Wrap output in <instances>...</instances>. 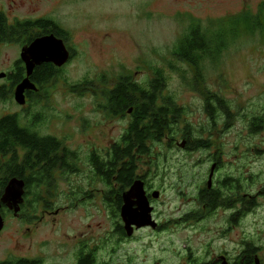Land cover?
Wrapping results in <instances>:
<instances>
[{
    "label": "rangeland",
    "instance_id": "374dc122",
    "mask_svg": "<svg viewBox=\"0 0 264 264\" xmlns=\"http://www.w3.org/2000/svg\"><path fill=\"white\" fill-rule=\"evenodd\" d=\"M262 4L264 0H0V12L11 17L26 13V18L48 15L72 34L75 60L63 69L33 111L43 113L44 124L62 129V136L75 141L85 161L89 146L112 145L129 123V119L107 120L98 110L104 101L95 96L112 87L120 76H129L147 89L156 71L163 74V95L183 111L181 122L176 128L173 125L168 139L151 146L152 156L140 165L149 187L160 192L152 207L154 218L165 225L186 210V199L195 193L190 172L203 173L206 167L190 169L189 155L181 147L185 127L190 125L195 137L211 145L208 152L194 153L193 161L221 156V176L238 168V172H246L242 166L250 168L252 162L261 163L264 169V123L259 132L252 131V123L264 119V32L240 29L220 57L203 62L199 72L174 56L193 22L203 29H217L228 17L257 15ZM16 54L15 47L1 46L0 72L12 70ZM215 95L230 115L222 112L216 133L204 112V100ZM0 111L17 112L19 107L7 102L0 105ZM259 150L263 153L258 158ZM69 184L63 183L61 194L52 197V202L55 209L74 203L73 209L35 224L10 219L0 239V252L42 259L43 264H72L77 244L85 241L97 249L103 246L97 255L100 264H129L130 258L133 264H178L181 259L177 255H183L185 247L192 249L194 257L200 258L205 251H227L235 259L248 243L260 248L259 258L264 260V201L255 221L228 235L225 227L171 226L162 233L144 229L132 242L120 244L113 235L117 213L112 210L109 219L107 212H102V202L83 200L87 203L81 205V196L71 194L76 188L86 191L87 171ZM95 189L102 190L101 186ZM75 196L76 202L72 201Z\"/></svg>",
    "mask_w": 264,
    "mask_h": 264
},
{
    "label": "flooded vegetation",
    "instance_id": "af4514ba",
    "mask_svg": "<svg viewBox=\"0 0 264 264\" xmlns=\"http://www.w3.org/2000/svg\"><path fill=\"white\" fill-rule=\"evenodd\" d=\"M0 20L3 27V32L0 33V51L1 46L11 45L16 48L17 52L16 59L11 65L12 70L0 72V75H4V77L0 78V105L7 102L18 105L15 101V90L26 79V55L23 58L22 53L27 48H30L34 42L53 37L55 40L62 42L69 55L68 62L62 67H57L53 63H42L35 66L30 81L36 90H27L25 92V105H18L19 111L17 112L0 111V123L7 118L15 119L18 121V124H16L17 128L24 131L28 137L35 138L38 141L50 140L55 144V148L50 151L48 156L41 157L38 151L23 146L12 137H7L0 128V202L12 180H18L24 184V202L20 206L19 214L15 215V212L7 205L1 204L0 206V218H2L4 224L0 232V239L3 233H5L10 219L35 224L46 216L59 217L67 209H73L76 206L74 203L67 208L60 207L55 209L56 204L52 202V197L61 194L62 185L65 181L69 184V181L77 179L79 174H83L84 170L87 171L89 186L86 188V191L81 187L78 189V192L76 188L71 191V194H79L81 196V205H85L87 201L95 202L98 200L102 202L104 206L102 212H107L106 215L109 219L110 217L112 218V210L114 213H117L115 214L117 223L115 224L113 235L119 238L118 243L120 244L132 242L136 235L144 229L150 230L153 233H162V231L171 226L181 228H188L190 226L201 228L209 226L225 227L227 228L225 235H228L229 232L236 230L256 216V212L261 207V202L264 201V169L261 167V163H251L253 166H257L259 163L258 166L260 167L257 171L252 170L253 166L249 168L247 165H243L242 169H245L246 172H238V168V171L221 176L223 170L221 156L209 155L206 160L199 159L193 161L194 153L199 151L208 152L211 145L210 141L207 142L205 139L195 137L189 125L187 128L185 127L182 149L189 155L188 160L191 170L195 171L200 166L206 165L205 171L197 174L190 172L195 193L192 195V198L186 199L185 206L187 208L183 213L179 214L177 219L168 220L165 225H162L161 222L154 218L155 209L152 207L153 201L159 199L160 192L149 187L148 181L141 171V155H138L135 170L130 180H124L123 178V180H120L121 182L117 181L119 172L111 178V161L115 159L117 150H125V137L135 121L133 117L136 106L119 107L118 102H121L125 97L120 96L117 100L113 99V90L122 76L119 77L120 79H117L112 87H107V90L101 91L95 97L98 100L104 101L103 104H98V110L104 114L107 120L129 119L127 129L110 146H105L102 143L98 147L92 145L90 148L89 146L87 160L85 161L81 156V150L78 145H74L75 141L62 136V129L52 128V125L44 124L46 120L42 115L43 113L33 111L34 107H37L36 105L39 104V100L43 98V95L48 94L49 86L58 80L63 69L75 60L76 51L73 47L72 34L58 20L52 19L48 15L26 18V13L24 17H11L10 14L5 15L3 12H0ZM27 56L32 62L33 56ZM43 67L50 68L53 71L52 78L48 81L35 80L36 72ZM131 79L133 80V78ZM133 83L142 87V85L134 80ZM147 89H149V86ZM127 95L132 97L135 100L134 103L140 108L143 105H147L146 102L142 101L144 92H128ZM145 95H148V92ZM222 103V99L217 95L208 97L206 101L204 100V112L213 121L214 133L217 132V122L222 117ZM160 105L161 103L156 101L155 107L159 108ZM168 117L169 122L172 124L170 128L172 130L173 118L171 114ZM137 120L141 128L140 118ZM262 123H264V119H256L252 123V131L259 132L262 128ZM212 133L210 134L213 135ZM166 139H168V133L164 136L161 143ZM85 143L89 144L88 141ZM148 146L151 148L150 144ZM2 147H5L4 151L1 150ZM140 150L141 146L138 144L134 153L137 154ZM150 153L151 150L147 154L148 158L152 156ZM256 153L259 158V155L263 151L259 150ZM136 182L143 184L145 196L153 211L151 212V218L156 225L141 229H137L135 225H132L131 235H128L121 211L125 205V194L131 190ZM97 186H101L102 190L95 189ZM174 190L177 191L178 188L174 187ZM155 195H157V198H155ZM180 195L184 196L181 193ZM83 200L87 201L82 202ZM72 201H77L76 196ZM130 202L132 210L137 211V200L133 199ZM180 210L177 212H180ZM39 214L40 217L38 216ZM253 221L255 220L253 219ZM219 233L217 231V234ZM215 237L217 238L218 236ZM244 245L246 249L239 258L236 257L235 259L230 258L227 255V251L225 254H223L224 252L213 254L205 251L204 254L200 255V259L198 256H193V251L190 247H185L183 255L182 253L177 255L181 259V262L178 264H264V260L259 258L258 252H260V248H255L252 244L248 243H244ZM101 247L103 248V246ZM101 247L97 249L85 241H80L77 244L72 264H81L86 260L89 264H100L97 255L102 250ZM130 259L133 260L132 258ZM130 259L129 264H133ZM0 264H43V262L42 259L15 257L13 251H8L5 253L0 252Z\"/></svg>",
    "mask_w": 264,
    "mask_h": 264
},
{
    "label": "trees",
    "instance_id": "16d2710c",
    "mask_svg": "<svg viewBox=\"0 0 264 264\" xmlns=\"http://www.w3.org/2000/svg\"><path fill=\"white\" fill-rule=\"evenodd\" d=\"M2 28L0 20V33L3 32ZM217 29H203L200 24L193 22L189 28V32L180 40L175 49L174 56L176 59L189 64L199 72L203 62L208 60L213 61L220 57L228 46V41L237 38L240 29L251 33L257 31L264 32V4L259 7L257 15L253 16L249 13H242L228 17L220 21ZM53 74L50 68L43 67L36 72L35 80L48 81L52 78ZM164 88L165 78L160 71H156L153 80L149 83V89L134 84L131 77L126 76L121 77L116 88L113 90L114 100H117L120 96L125 97L121 102H118L119 107H136L133 117L135 121L125 137V150H117L115 159L111 161V178L119 172L117 181L121 182L120 180H123V178L124 180H130L135 170L138 155L142 156L143 162L151 150L148 144L152 146L156 143H161L164 136L171 130L172 124L169 122L168 116L172 115L175 128L181 122L183 111L174 104L173 99L164 97ZM140 91L144 92L142 101L147 103V105H143L141 108L134 103L135 100L132 97L127 95L128 92L137 93ZM147 92L148 95H145ZM156 101L161 103L159 108L155 107ZM222 108L224 114L228 115V109L224 103H222ZM139 118L142 124L141 128L139 127L140 123H137V119ZM16 124H18L17 120L7 118L0 123V128L7 137H12L23 146L38 151L41 157L48 156L50 151L55 148L54 142L50 140L38 141L35 138L28 137L24 131L17 128ZM138 144L141 146V150L135 154L134 151ZM1 150L4 151L5 147H2ZM81 264L89 263L86 260Z\"/></svg>",
    "mask_w": 264,
    "mask_h": 264
},
{
    "label": "water",
    "instance_id": "95a60500",
    "mask_svg": "<svg viewBox=\"0 0 264 264\" xmlns=\"http://www.w3.org/2000/svg\"><path fill=\"white\" fill-rule=\"evenodd\" d=\"M26 55V79H24L15 90V101L18 105H25V92L27 90L35 91V86L31 83L30 77L33 74L35 66L41 65L42 63H53L57 67L64 66L69 59L68 52L64 48L62 42L55 40L53 37L38 40L32 44L30 48L23 51L22 57ZM27 55L33 56V61L28 59ZM4 75H0V78ZM183 147V144L181 145ZM24 184L18 180H12L1 198V204L7 205L15 215L19 214L20 206L23 204L24 199ZM157 198V195H155ZM136 199L138 210L133 211L131 208V200ZM125 205L122 208L121 216L125 222V228L128 235H131V226L135 225L137 229L155 226L156 224L152 221L149 202L145 196L143 184L136 182L131 190L125 194L124 197ZM3 220L0 218V232L3 229Z\"/></svg>",
    "mask_w": 264,
    "mask_h": 264
}]
</instances>
